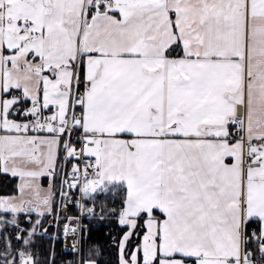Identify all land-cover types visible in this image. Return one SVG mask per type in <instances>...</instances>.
I'll use <instances>...</instances> for the list:
<instances>
[{"label": "snow or ice", "instance_id": "6c2138e0", "mask_svg": "<svg viewBox=\"0 0 264 264\" xmlns=\"http://www.w3.org/2000/svg\"><path fill=\"white\" fill-rule=\"evenodd\" d=\"M0 264H264V0H0Z\"/></svg>", "mask_w": 264, "mask_h": 264}]
</instances>
